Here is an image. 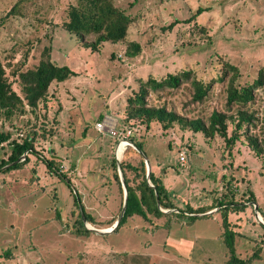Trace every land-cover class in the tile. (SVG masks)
<instances>
[{
	"label": "rangeland",
	"instance_id": "rangeland-1",
	"mask_svg": "<svg viewBox=\"0 0 264 264\" xmlns=\"http://www.w3.org/2000/svg\"><path fill=\"white\" fill-rule=\"evenodd\" d=\"M77 3L0 0V64L17 95L23 98L18 73L34 69L46 47L53 64L76 73L62 83L52 82L45 101L35 109L25 106L11 117L0 111V134H10L0 147V160H7L12 141L32 140L34 151L22 156L20 162L25 157L28 162L20 168L0 173V264H226L229 260L219 208L204 213L212 212L205 215L211 218L197 214L201 218L150 217L146 222L133 217L115 233L74 234L81 211L74 206L70 189L80 196L81 210L93 219L92 224L83 221L86 227L104 230L121 213L123 192L111 167L119 146L94 128L105 117L118 130L131 127L130 138L143 143L151 170L163 179L180 211L209 208L223 196L242 204L243 210L226 213L229 230L236 233L235 253L249 264H264V224L255 213L256 206L264 223V154L249 149L243 129L228 147L221 137L206 138L184 123L174 122L163 130L159 123L146 129L138 121L126 120L127 100L141 82L185 71L209 86L201 102H191L192 87L184 82L178 89L149 90L147 104L206 124L213 111L235 115L237 106L230 112L225 107L231 74L224 76V64L238 69L240 87L250 85L264 67V0H113V6L130 18L127 36L120 43H102L97 51L83 47L77 36L63 29L69 6ZM199 8L205 10L195 15ZM93 39L90 34L85 41ZM131 43L141 48L136 56L127 53ZM255 95L247 108L259 122L250 132L261 138L264 89ZM227 123L231 134L232 122ZM42 159L54 160L70 187L47 171ZM139 161L132 150H125L120 159L134 166ZM126 174L129 180L134 178L130 170ZM252 194L254 203L247 201Z\"/></svg>",
	"mask_w": 264,
	"mask_h": 264
},
{
	"label": "trees",
	"instance_id": "trees-1",
	"mask_svg": "<svg viewBox=\"0 0 264 264\" xmlns=\"http://www.w3.org/2000/svg\"><path fill=\"white\" fill-rule=\"evenodd\" d=\"M112 1L113 0H78L76 6H69L67 10V21L63 24V29L70 34L77 36L82 41V46L91 51H97V48L105 42L115 44L124 41L127 36L130 18L125 15L123 11L113 6ZM204 10L205 9L201 8L197 9L195 15L200 14ZM90 34L94 35L93 42L85 41L86 36ZM140 50L141 48L138 44L131 43L129 44L127 53L128 55L136 56L139 54ZM41 56V61L34 69L18 73V80L23 98L12 90V85L8 82L6 76L5 67L0 64V111H2L6 117H11L18 114V112H22L25 106L30 109L37 108L41 102L45 101L48 87L52 82L62 83L70 77L76 76V73L68 67H58L51 62L50 48L46 47L43 49ZM224 66V76L231 74L229 75L225 90V107L226 110L230 112L233 106H237L235 109V115L228 116L225 113L213 111L206 124L199 119L185 121L178 117L174 112L167 111L165 107L156 108L147 104L146 98L149 90L160 91L166 89H178L184 82H189L192 87L193 93L191 102H201L207 96L209 86L193 77L190 71H185L178 74H168L160 81L149 78L146 82H141L139 90L134 94V97L127 100L126 120L138 121L144 125L146 129H148L153 123H159L163 130L171 128L174 122L184 123L193 133H202L206 138H213L215 136L221 137L228 147H231L236 141H238L241 136L240 131L243 129L242 134L247 140L249 149L258 156L264 154V126L260 130L261 138L257 137V135L251 134L250 128H252L253 131L256 130L259 121L256 119L254 113L247 108L249 104H253L255 101V91L258 89H264V67L258 71L255 80L250 85L240 87L236 83L239 76L238 69L229 64H224ZM99 118L102 119V117ZM228 121H231L233 125L231 134L228 132ZM132 137L130 138V143L135 149H131V147L128 148L127 151H134L140 161L136 166L120 162L123 180L127 191V202L125 213L112 233L117 232L127 220L133 217H140L146 222L151 221L150 217H153L154 219L174 217L176 220L185 217L187 219L189 218V220H195L201 218L197 216V214L201 215L219 208L220 211H223V241L229 256V260L226 264H249L250 260L239 259L235 253L234 241L236 233L229 230L226 214L228 211L239 212L243 210L242 204L235 203L232 198L233 196H223L216 202V204L209 208L204 207L197 210L187 208L186 212L180 211L172 203V195L167 191L160 175H156L151 170L149 175L151 186L148 184L144 160L138 153V151H140L144 154L143 143ZM9 140L10 134L1 133L0 147L3 143L8 142ZM11 147L12 149L7 160H0V173H7L20 168L28 162L27 157H25L23 162H18L21 160L23 154L26 152H34L32 140L28 139H24L21 143L12 141ZM42 161L46 166L47 171L70 187V180L66 175L59 172L58 168L55 166L54 160L42 159ZM111 167L113 168V178L116 180L122 193L123 191L114 157L111 160ZM128 170L134 173V178L132 180H129L127 177L126 173ZM70 192L73 195L74 206L79 208L80 196L75 192L73 193V190L71 189ZM247 201L251 203L255 202L253 194L250 195ZM160 209L176 210L177 212L166 214ZM202 218L205 219L211 217L203 216ZM84 219L89 224L93 223V219L85 214L82 208L81 212H78L73 224L74 234L77 236H88L91 234V232L84 226ZM116 220L117 219L110 222L107 227L111 228Z\"/></svg>",
	"mask_w": 264,
	"mask_h": 264
},
{
	"label": "water",
	"instance_id": "water-1",
	"mask_svg": "<svg viewBox=\"0 0 264 264\" xmlns=\"http://www.w3.org/2000/svg\"><path fill=\"white\" fill-rule=\"evenodd\" d=\"M132 145V144H131ZM132 147L135 149V147L132 145ZM138 153L142 156V158H143V160H144V164H145V167H146V179H147V181H148V184L151 186V184H150V182H149V175H150V164H149V162H148V160H147V158L145 157V155L142 153V152H140V151H138ZM25 154V153H24ZM23 154V155H24ZM18 162H20V161H18ZM116 165H117V170H118V174H119V178H120V182H121V187H122V191H123V203H122V208H121V213H120V215H119V218L116 220V222L112 225V227L109 229V231H105V230H97V229H95V228H93V227H89V226H85V228L88 230V231H90V232H92V233H94V234H97V235H107V234H110V233H112L114 230H115V228L117 227V225L120 223V221H121V219H122V217H123V215H124V213H125V209H126V202H127V191H126V188H125V184H124V180H123V175H122V171H121V167H120V159L117 157V155H116ZM79 210L81 211V207L79 206ZM212 212H210V213H207V214H203V216H205V215H210ZM255 213H256V219H257V221L259 222V223H261V224H264L263 222H261L260 220H259V218H258V211H257V207L255 206ZM199 216H201V215H199ZM85 223H86V221H85V219L83 220Z\"/></svg>",
	"mask_w": 264,
	"mask_h": 264
},
{
	"label": "built area",
	"instance_id": "built-area-1",
	"mask_svg": "<svg viewBox=\"0 0 264 264\" xmlns=\"http://www.w3.org/2000/svg\"><path fill=\"white\" fill-rule=\"evenodd\" d=\"M94 128L98 133L105 134L117 141V146L123 144L124 151L132 147L130 143L131 127L125 130H118L116 124L105 117L102 121L96 123ZM182 160L183 158L181 157ZM180 164L182 163L180 162Z\"/></svg>",
	"mask_w": 264,
	"mask_h": 264
},
{
	"label": "bare ground",
	"instance_id": "bare-ground-1",
	"mask_svg": "<svg viewBox=\"0 0 264 264\" xmlns=\"http://www.w3.org/2000/svg\"><path fill=\"white\" fill-rule=\"evenodd\" d=\"M123 153H124V146H123V144H121V146L119 145L118 150H117V157H118L119 159H121ZM260 219H261V218H260ZM88 226H89V227H92L91 225H88ZM109 229H110V228H106V229H104V230H105V231H109Z\"/></svg>",
	"mask_w": 264,
	"mask_h": 264
},
{
	"label": "crops",
	"instance_id": "crops-1",
	"mask_svg": "<svg viewBox=\"0 0 264 264\" xmlns=\"http://www.w3.org/2000/svg\"><path fill=\"white\" fill-rule=\"evenodd\" d=\"M152 166V165H151ZM151 170V169H150ZM262 259H264V258H262Z\"/></svg>",
	"mask_w": 264,
	"mask_h": 264
}]
</instances>
